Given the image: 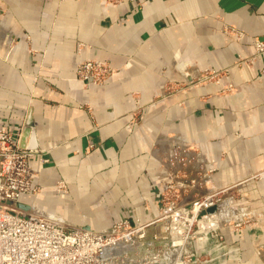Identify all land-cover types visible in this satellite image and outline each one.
<instances>
[{"label":"crops","instance_id":"0c3cea01","mask_svg":"<svg viewBox=\"0 0 264 264\" xmlns=\"http://www.w3.org/2000/svg\"><path fill=\"white\" fill-rule=\"evenodd\" d=\"M262 34L264 0H0V128L37 152L29 164L40 192L22 205L95 230L149 221L158 138L216 160V186L264 168V54L236 64ZM88 58L114 68L104 85L75 79ZM202 69L225 71L156 99L164 83ZM236 204L241 230L200 242L198 254H211L203 264H264V180Z\"/></svg>","mask_w":264,"mask_h":264},{"label":"built area","instance_id":"2783aa9c","mask_svg":"<svg viewBox=\"0 0 264 264\" xmlns=\"http://www.w3.org/2000/svg\"><path fill=\"white\" fill-rule=\"evenodd\" d=\"M228 30L241 34L231 26ZM252 44L253 53L239 57L236 64H251L264 54V34L253 37ZM224 71L202 69L189 81H171L164 87L160 100L185 92L190 86L201 82H219ZM110 73L111 68L106 62L87 59L79 63L75 77L84 84L102 85ZM229 89H233L232 85H229ZM178 144L188 152L181 149L178 150V155L172 154L171 157H176L177 160L172 172L166 174L164 181L168 180V187L176 176L182 183L185 176H177L176 171H195L199 187L202 188H199L198 192H207V202L201 201V197L191 202L168 201L156 219H125L111 227L95 230L61 222L52 214L44 215L43 211L36 213L38 209L35 206L30 209L19 206L22 204V196L40 192V186L35 182L37 172L29 164L37 152L20 147V142L13 132L1 127L0 264H154L163 259V254L168 248H179V254L183 252L192 258L199 255V243L202 240L213 237L221 241L222 230L231 225L241 230L244 220L238 213L234 197H229L234 191L231 187L236 185L242 190L251 180H264V168L253 172L245 180L243 178L232 185H226L225 190L228 189L230 193H226L229 199L224 202L217 198L220 192L212 188L213 186L205 190V185L212 180L218 169L216 160H201L199 151L193 146H185L183 143L175 145ZM58 188L61 191L64 185L60 184ZM214 206L215 210L210 211ZM221 209L224 210L222 214ZM153 225L160 231L150 232ZM189 240H192V244L187 248ZM117 244L130 246L132 250L105 257V248ZM192 246L195 248L194 252L191 250Z\"/></svg>","mask_w":264,"mask_h":264},{"label":"rangeland","instance_id":"374dc122","mask_svg":"<svg viewBox=\"0 0 264 264\" xmlns=\"http://www.w3.org/2000/svg\"><path fill=\"white\" fill-rule=\"evenodd\" d=\"M5 38L9 39V40H14L15 38H12L11 36H6ZM88 59H95V58H88ZM87 60V59H85ZM85 60H81L85 61ZM103 61V60H102ZM79 62V63H80ZM106 62V61H104ZM79 63L77 64V66L79 65ZM107 65L109 66V68H111V73L108 75V78L102 83V85H104L109 77L112 74V70L114 69L108 62H106ZM77 66H76V70H77ZM76 76V75H75ZM76 79V77H75ZM171 81H168L166 83H164V87L168 86L170 84ZM102 85H95V86H102ZM161 95V94H160ZM160 95L156 96L157 100H160ZM176 143L174 141H170L169 139H165V138H158V140L154 143V147L152 148V152L153 154L156 156V159L159 160L160 164H161V168L157 174V178L159 180V184H160V193H159V206H158V212L155 213L154 215H152L151 219H156L159 215L161 210L164 208V205L168 202V201H195L196 198L201 197L200 200L203 202H207V192L206 191H202V192H198L199 184L197 182V175L195 174V171H190L189 173H185L183 171H179V172H175L177 173V176H185L183 177L184 179L182 183L179 182V177H174V181L172 183H169L168 187H167V182L168 180H165L166 174H169L170 172H172L174 166H175V162H176V157H171L172 154H179L178 150H185V152L187 149L183 148L180 144L175 145ZM186 144L185 146H187V144L189 143H183V145ZM188 146H193V148L199 151V148H197V146L195 144H189ZM180 148V149H178ZM183 150V151H184ZM179 160V159H178ZM169 162V163H168ZM251 175V174H250ZM249 175V176H250ZM249 176H247L246 178H248ZM244 178V180L246 179ZM243 179V178H242ZM171 180V179H170ZM241 180V179H240ZM213 181V179L211 180ZM239 181V180H238ZM259 181V180H254V182ZM214 182V181H213ZM237 182V181H236ZM250 182H253L252 180ZM235 182H231L230 184H226V185H232ZM226 185H222V186H216L214 184H212V182L208 181L207 184L205 185V190H207L208 187H212V188H216V190H219L217 194V198H221L224 202L226 200L229 199V197H234V201H237L240 198V195L242 193L241 188H239V186L237 187L236 185L231 187V189H234V191L232 192V194L228 197L227 196V192L230 193V191H226L225 190V186ZM247 185V184H246ZM202 189V188H200ZM225 190V191H224ZM238 206V204H237ZM215 207V206H214ZM40 210V209H39ZM41 211L44 212V215L47 214H52L49 213L45 210ZM240 208L238 206V213H240ZM54 215V214H52ZM55 217H57L56 215H54ZM156 231H160L159 228H157L155 225H153L152 227H150V232L155 233ZM192 240H189L188 242H190ZM204 240H202L201 242H203ZM211 258V254L208 253L207 251L204 252L203 254H199V255H195L194 257L190 258V256H188V254H184V259L183 264H188L190 262H195L196 264H203L206 260ZM179 262V261H177ZM176 262V263H177ZM175 263V264H176Z\"/></svg>","mask_w":264,"mask_h":264},{"label":"water","instance_id":"95a60500","mask_svg":"<svg viewBox=\"0 0 264 264\" xmlns=\"http://www.w3.org/2000/svg\"><path fill=\"white\" fill-rule=\"evenodd\" d=\"M20 147L22 148H26L24 146V144H22V142L20 141ZM28 149H35V148H28ZM9 204H11V202H8ZM20 207L24 208V209H30L32 206H23L22 204H19ZM210 211H214L215 207H212L209 209ZM190 244H192V241L189 242L187 248L190 246ZM132 250V248L130 246L124 245V244H117L114 246H110L105 248L104 250V256L105 257H110L113 255H120L123 254L125 252H128ZM180 249L179 248H175V249H171L168 248L165 250L164 254H163V259L160 261H156L154 264H175L177 261L182 262L184 259V254L183 252H181V254H179Z\"/></svg>","mask_w":264,"mask_h":264},{"label":"bare ground","instance_id":"6f19581e","mask_svg":"<svg viewBox=\"0 0 264 264\" xmlns=\"http://www.w3.org/2000/svg\"><path fill=\"white\" fill-rule=\"evenodd\" d=\"M82 83H84V82H82ZM168 163H169V162H168ZM227 191H229V190L227 189ZM41 212H42V211L39 210V209L36 211V213H39V214H40ZM222 213H224V210H223V209H221V214H222ZM176 264H182V263L177 262Z\"/></svg>","mask_w":264,"mask_h":264}]
</instances>
